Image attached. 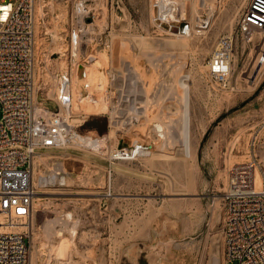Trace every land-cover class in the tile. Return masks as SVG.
Segmentation results:
<instances>
[{
    "label": "rangeland",
    "instance_id": "rangeland-1",
    "mask_svg": "<svg viewBox=\"0 0 264 264\" xmlns=\"http://www.w3.org/2000/svg\"><path fill=\"white\" fill-rule=\"evenodd\" d=\"M104 1L111 49L90 66L93 82L102 84L99 107L110 99L106 66L122 71L132 64L145 87L147 113L128 133L152 150L113 162L76 145L41 150L44 159L36 156L33 166L32 264L50 257L68 264H226L222 198L229 180L249 172L261 185L264 176V33L247 42L237 31L251 0H186L194 23L210 15L203 33L186 37L156 36L152 0ZM56 8L63 30L69 12ZM223 35L233 37L234 54L229 77L218 81L210 69ZM38 43L45 47V30ZM50 62L55 70L66 66L63 58ZM102 111L79 130L107 133L109 116ZM41 176L57 179L46 184ZM60 176L67 178L63 186Z\"/></svg>",
    "mask_w": 264,
    "mask_h": 264
},
{
    "label": "built area",
    "instance_id": "built-area-1",
    "mask_svg": "<svg viewBox=\"0 0 264 264\" xmlns=\"http://www.w3.org/2000/svg\"><path fill=\"white\" fill-rule=\"evenodd\" d=\"M57 4L69 12L63 30ZM103 5L104 0L0 2V264H32L28 231L37 194L33 166L41 150L76 145L103 154L111 162L139 158L152 150L147 142H131L128 133L133 125L142 124L147 113L145 87L136 82L138 74L130 63L122 71L113 64L105 68L110 99L102 112L109 116L108 132L78 128L89 116L101 113V109H87L102 103L97 95L102 84L93 82L91 63L100 52L111 49L107 38L111 26L103 23ZM152 7L156 36L186 37L208 28V17L195 23L187 17L186 0H152ZM39 30H45L43 48L38 43ZM237 31L247 42L253 41L255 32L264 33V0L250 1ZM233 52V37L223 35L210 69L218 81L226 80ZM62 58L66 66L53 69L50 61ZM88 141L98 146L89 147ZM262 181L256 184L249 172L229 180L222 198L226 264H264V176ZM58 183L65 185V176ZM68 263L50 257L44 264Z\"/></svg>",
    "mask_w": 264,
    "mask_h": 264
},
{
    "label": "bare ground",
    "instance_id": "bare-ground-1",
    "mask_svg": "<svg viewBox=\"0 0 264 264\" xmlns=\"http://www.w3.org/2000/svg\"><path fill=\"white\" fill-rule=\"evenodd\" d=\"M200 1V0H199ZM202 1H205V0H202ZM193 2V1H192ZM194 4V3H193ZM193 10L194 11H196L197 9H196V7L194 6V8H193ZM200 10H201V8H200ZM205 14H207V12L205 13ZM206 17H208V19H209V17H210V15H205ZM262 61H264V57H263V60ZM231 73V69H230V72H229V74ZM228 74V75H229ZM229 77V76H228ZM98 82V81H97ZM81 85V84H80ZM79 85V86H80ZM80 88V87H79ZM77 90H78V85H77ZM81 90V91H80ZM79 98H81L82 96V89L80 88L79 90ZM103 103V102H102ZM102 107H105V105H103V106H101V107H97V108H89V109H87L88 111H92V110H100V109H102ZM158 121V120H157ZM157 121H156V123H155V128L156 129H158V131H160L161 133V136L162 137H164V126L161 124V121H160V123H157ZM163 123V122H162ZM181 130V129H180ZM179 131V130H178ZM182 131H180V133H181ZM183 133V132H182ZM181 133V134H182ZM182 136H184L183 134H182ZM179 143H180V141H179ZM87 145L89 146V147H95V146H98V144H96V143H94V142H90V141H88L87 142ZM148 154H150V152H147L146 153V155H148ZM37 157H40V159L41 160H43L44 159V157L42 156V154L39 152L38 154H37ZM54 173H56V172H54ZM57 174V173H56ZM55 174V175H56ZM58 175V174H57ZM56 178V176H51V178H47V177H44V176H41L40 178H39V181L40 182H42V183H46V184H48V183H51V182H53V181H56V180H54ZM57 179V178H56ZM67 179V178H66ZM65 179V180H66ZM59 181V180H58ZM54 183V182H53ZM71 230V232H72V235H74L76 232V230H75V226L73 227V228H71V229H69V231ZM68 231V230H67ZM70 232V233H71ZM74 238V237H73ZM73 242V241H72Z\"/></svg>",
    "mask_w": 264,
    "mask_h": 264
}]
</instances>
